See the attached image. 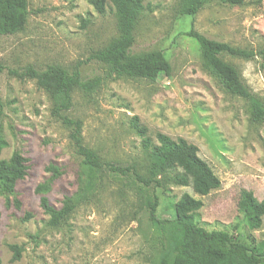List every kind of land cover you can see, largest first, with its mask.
Returning <instances> with one entry per match:
<instances>
[{
  "label": "rangeland",
  "instance_id": "obj_1",
  "mask_svg": "<svg viewBox=\"0 0 264 264\" xmlns=\"http://www.w3.org/2000/svg\"><path fill=\"white\" fill-rule=\"evenodd\" d=\"M28 17L14 35L0 36V160L14 153L26 159V175L12 193L0 192L1 264H159L164 233L151 227L145 204L151 190L130 179L104 174L84 191L81 158L69 139V129L52 114L51 94L34 79H19L27 67L38 72L50 66L78 70L83 80L102 78L98 87L72 92L65 114L82 122L84 145L103 160L145 164L140 139L130 130L137 116L153 141L157 133L183 138L198 148L220 180L205 196L191 185L171 187L178 199L187 193L203 203L197 211L201 226L228 230L243 242L264 241L261 227L249 230L237 203L242 190L264 199V125L251 118L249 103L229 94L204 65L193 29L232 46L258 52L264 48V0L230 6L214 0L194 16L178 13L177 0H142L130 55L161 51L170 68L155 81L115 78L93 58L120 37L111 3L100 14L89 0H27ZM222 58L236 67L242 83L264 103V56ZM50 164L62 169L49 189L36 187L49 178ZM157 213L173 210L158 192ZM44 195L56 208L65 196L76 197L74 209L58 227L47 225L40 207ZM29 215V216H28ZM28 216V217H27ZM21 248L11 261V245Z\"/></svg>",
  "mask_w": 264,
  "mask_h": 264
},
{
  "label": "trees",
  "instance_id": "obj_2",
  "mask_svg": "<svg viewBox=\"0 0 264 264\" xmlns=\"http://www.w3.org/2000/svg\"><path fill=\"white\" fill-rule=\"evenodd\" d=\"M107 0H89L100 14L105 11ZM115 10L120 37L109 47L98 50L93 58L107 66L109 74L115 78L127 77L155 81L159 74L170 68V62L161 51H149L130 55L134 44L133 30L143 9L142 0H108ZM214 0H177L178 13L194 16L204 6ZM230 6L242 5L246 0H217ZM28 17L27 0H0V36L14 35L19 32ZM196 40L200 58L221 86L229 94L243 98L249 103L251 118L264 125V103L255 97L242 83L238 70L226 62V54L241 59L264 56V48L258 52L232 46L223 41L211 39L193 29L187 32ZM1 71V67H0ZM19 79H34L39 88L47 90L54 100L52 114L69 129V139L81 158L85 174L84 191L92 190L104 174L130 179L144 189H150L145 204L148 209V222L151 227L164 233L163 251L159 264H264V241L247 243L238 240L228 230H208L200 225L197 211L203 203L187 193L178 199L170 196L171 187L191 185L193 191L205 196L220 187V180L206 161L198 156V148L183 138L157 133L155 141L147 133V128L137 116L129 119L130 130L140 139V147L146 162L132 161L117 164L103 160L93 149L84 145L81 130L82 122L70 118L65 113L72 107V92L75 88L93 90L102 81L100 77L83 80L78 70L68 72L58 66H50L38 72L27 67L21 73L10 71ZM6 144L0 141V150ZM26 159L14 153L9 161L0 160V192L12 193V185L26 175ZM50 176L36 187L37 193L46 192L52 181L62 174V169L50 164L46 167ZM167 200L173 210L170 217L157 213L160 203L159 194ZM76 197L65 196L63 206L56 208L44 195L40 197V207L48 216L47 225L60 226L74 209ZM246 227L257 230L264 216V199L257 200L251 191L242 190L237 203ZM29 216V215H28ZM27 216V217H28ZM11 261L21 255L18 245H11ZM1 264V262H0Z\"/></svg>",
  "mask_w": 264,
  "mask_h": 264
}]
</instances>
